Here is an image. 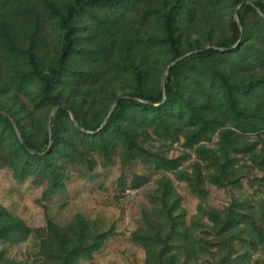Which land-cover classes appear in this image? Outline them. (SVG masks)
<instances>
[{"label":"rangeland","instance_id":"obj_1","mask_svg":"<svg viewBox=\"0 0 264 264\" xmlns=\"http://www.w3.org/2000/svg\"><path fill=\"white\" fill-rule=\"evenodd\" d=\"M241 1L0 0V109L31 148L1 113L0 264H57L58 246L97 241L74 264H179L180 244L200 232V196L220 217L264 203V19L242 6L238 50L193 52L236 43ZM188 51L161 109L123 102L103 130L76 127L70 110L100 127L116 98L157 97L170 60ZM58 104L67 111L52 114L49 144ZM202 219L224 245L227 233Z\"/></svg>","mask_w":264,"mask_h":264},{"label":"trees","instance_id":"obj_2","mask_svg":"<svg viewBox=\"0 0 264 264\" xmlns=\"http://www.w3.org/2000/svg\"><path fill=\"white\" fill-rule=\"evenodd\" d=\"M252 2L258 7H260L261 10L264 12V6L261 3L257 1H252ZM242 6L254 8V6H252L250 3L245 2V0H242V3L238 7V16L240 19L239 22L235 20V17L232 18L231 20V29L233 33L234 43L237 42L238 39L240 38L239 44L227 50H221L213 46H210L206 49L199 50V53L201 52H213V53L231 52V51H236L240 48L241 44L243 43V30L241 29V25L243 24V21L241 18V7ZM217 46H221V45H217ZM231 46L233 45H222L221 47H231ZM184 59L185 57L181 59L180 61H183ZM180 61L176 62L174 65L178 64ZM174 65H172L169 68L168 73H167V79L165 83V94H166L165 100H163L162 86H161V90L157 97H153L152 95L146 94V93H128L124 96L118 97L116 98L118 99V102L115 108L121 105L123 102H139L145 107L161 109V106L165 105L166 102L169 101L173 97V94H174V84L173 82H171V77L173 76ZM259 85H260V82L254 83L251 86V88H249L248 91H250L251 89H255V86L258 87ZM228 103L232 107L234 112L238 111L237 103H234V101H229ZM61 105L62 106L57 108L56 110L66 112L67 106L64 104H61ZM1 113L2 112H0V114ZM70 113H71V110H70ZM224 113H226V111ZM2 114L7 116L10 123L12 124L11 119L12 120L14 119L10 115H8L7 112L6 114L5 113H2ZM73 117H74L73 118L74 123L78 122L79 124V126H77L75 123L76 127L87 134V132H95L97 128L99 129V131L103 130L105 127H107L109 122L115 117V113L113 110L108 120L103 126L101 127L95 126L93 128L85 126L81 121H79L77 116L73 115ZM257 119L259 120L261 124L260 127L263 128L264 127V117H258ZM16 124L18 125L17 122ZM52 126L53 124L51 121V127ZM18 127L20 128L19 125ZM21 133L24 137L22 130H21ZM54 138H55V135L53 133V127H52V141ZM48 142H49V137H48ZM26 144L28 145L27 142ZM22 146L26 150L31 149L29 145H28V148H26L23 144ZM36 153L40 154V152H36ZM261 153H264V149L261 150ZM262 159H264V156L262 157ZM231 165L233 164H229V166ZM236 178L237 177L233 176L232 180H236ZM214 181L215 183L220 184L219 180H214ZM202 203H203V196H200V204L198 206L196 216L192 219L193 221L191 225L192 228L198 229L200 232L194 235L192 240L190 239L188 243L180 244V248L182 249L180 250V252L183 253L184 257L183 259H181L179 264H261L260 254H257V253L258 252L264 253V203L262 204V202H259V201L254 202L253 200L252 202L251 201L248 202L245 200L240 201L238 202V206H239L238 209L231 208V212L228 211L224 213L223 216L221 217L219 215H216V214L213 215L212 213H210L209 212L210 210H207L208 208H206L204 204L202 205ZM203 217H207V220L210 222V226H211L210 228L212 229V232H209V234L222 235V234L227 233V235L223 238L224 245H222L219 240L216 242L207 240L204 230L201 229V224L206 225V222H204V220L202 219ZM182 227L183 228L179 232L184 235V239H185L188 233L187 232L188 227L187 225H184V224ZM100 244L101 242L97 241L95 243L88 244V245H81L80 243H77L69 247L58 246L57 248L59 250V253L64 254V256H62V259L61 258L57 259L58 261L56 263L57 264H74L75 261L78 259V257L90 256L92 253V250L98 247ZM219 246L220 248L221 247L223 248V254L218 257H215L214 253L210 250V248L212 247L219 248ZM54 248H56V246ZM163 255L164 254H162L161 256ZM256 255H259V256H256ZM162 259L159 256V260L157 261V263L162 264Z\"/></svg>","mask_w":264,"mask_h":264},{"label":"water","instance_id":"obj_3","mask_svg":"<svg viewBox=\"0 0 264 264\" xmlns=\"http://www.w3.org/2000/svg\"><path fill=\"white\" fill-rule=\"evenodd\" d=\"M245 2H248V3H250L252 6H254V8L256 9V11L259 13V15L262 16V17L264 18V12L261 10L260 7H258L257 5H255V4H254L252 1H250V0H245ZM241 3H242V1L236 6V8H235V10H234V17H235V20H236L237 22H239V20H240V19H239V16H238V7H239V5H240ZM239 42H240V38H239L238 41H237L233 46H231V47H221V46H217V45H215V46H213V47L218 48V49H221V50H227V49H230V48H232V47H234V46H237V45L239 44ZM208 47H210V45L203 46V47H201V48H196V49L193 50V52H197V51H199V50L206 49V48H208ZM191 53H192V51L185 52V53H183V54H181V55H179V56L173 58V59L169 62L168 66H167V68H166V70H165V73H164V75H163V77H162V83H161L163 100H165V97H166V94H165V83H166L167 73H168L169 68H170L172 65H174L176 62L180 61L181 59H183L184 57L188 56V55L191 54ZM117 102H118V99H116V100L113 102V104L111 105V107H110V109L108 110L107 114L105 115L104 120H103L101 126H103V125L106 123V121L108 120V118H109V116L111 115L112 111L114 110V108H115ZM61 106H62L61 104L56 105V106L53 108V110H52V112H51V114H50V116H49V119H48V125H47V128H48L49 144H51V142H52V127H51L52 114L56 111L57 108H59V107H61ZM0 112L6 114V112H5L4 110H1V109H0ZM71 115H72V117H73L72 112H71ZM73 118H74V117H73ZM11 121H12V124H13L14 130H15V132H16V134H17L19 140H20V142H21L26 148H28V145H27L26 142H25V139H24V137H23V135H22V133H21L20 128L18 127V125L16 124V122H15L14 120L11 119ZM75 123H76L77 126H79L78 122H75ZM101 126H100V127H101Z\"/></svg>","mask_w":264,"mask_h":264}]
</instances>
